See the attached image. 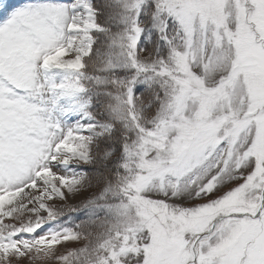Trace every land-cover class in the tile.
Segmentation results:
<instances>
[{
	"label": "snow or ice",
	"instance_id": "1",
	"mask_svg": "<svg viewBox=\"0 0 264 264\" xmlns=\"http://www.w3.org/2000/svg\"><path fill=\"white\" fill-rule=\"evenodd\" d=\"M24 257L264 264V0H0V264Z\"/></svg>",
	"mask_w": 264,
	"mask_h": 264
},
{
	"label": "rangeland",
	"instance_id": "2",
	"mask_svg": "<svg viewBox=\"0 0 264 264\" xmlns=\"http://www.w3.org/2000/svg\"><path fill=\"white\" fill-rule=\"evenodd\" d=\"M78 200L79 198H77L76 200H69L68 203L75 204L78 202ZM72 246H75V245L69 243L65 247L60 248V252H64L67 247H72ZM20 264H58V262L47 259V258L38 259V260H30L28 257H24V258H21Z\"/></svg>",
	"mask_w": 264,
	"mask_h": 264
}]
</instances>
